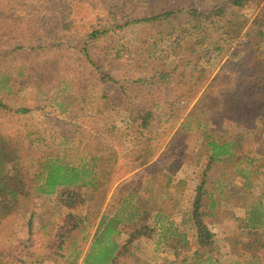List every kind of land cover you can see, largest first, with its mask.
<instances>
[{
	"label": "rangeland",
	"instance_id": "obj_1",
	"mask_svg": "<svg viewBox=\"0 0 264 264\" xmlns=\"http://www.w3.org/2000/svg\"><path fill=\"white\" fill-rule=\"evenodd\" d=\"M224 5L225 0H0V100L10 109L0 107V143L16 157L5 162V171L24 185L18 199L0 206L2 264H65V249L74 240L68 238L60 250L61 240L39 230L47 223L59 229L66 216L87 225V239L79 244L86 247L82 259L90 255L103 217L106 224L118 218L117 240L129 242L118 264H194L197 254L219 264H264V226H245L254 209L264 211V184L259 180L248 189L239 180L222 199L216 192L219 174L230 164L223 160L208 168L206 114L200 112L222 104V85L239 79L244 49H254L256 32L264 34V0L208 17ZM171 12L169 18L137 22ZM226 25L240 31L222 43ZM224 95L237 109L234 95ZM20 108L30 113H16ZM142 112L153 114L145 129ZM224 118L207 129L211 138L222 144L243 131L244 154L264 159V118L256 127L233 108ZM95 157L101 159L105 185L99 190L108 189L105 197L93 196L88 186L76 188L73 207H62L68 186L50 195L34 187L54 159L80 167ZM206 169L199 214L213 245L200 247L193 201ZM135 229L139 236L132 237ZM107 260L104 252L100 261Z\"/></svg>",
	"mask_w": 264,
	"mask_h": 264
},
{
	"label": "trees",
	"instance_id": "obj_2",
	"mask_svg": "<svg viewBox=\"0 0 264 264\" xmlns=\"http://www.w3.org/2000/svg\"><path fill=\"white\" fill-rule=\"evenodd\" d=\"M255 0H225V4L222 8L214 9L208 12V17L216 15L222 16L225 15L226 11L229 9H242L245 5L253 2ZM195 14L197 12L194 10ZM195 17H199L195 15ZM175 13H165L158 16L145 18L138 20L137 22L142 23H150L157 20H161L165 18H169L174 16ZM191 17V16H190ZM195 17H191L192 19H197ZM225 30L220 42H230L234 39L233 35L239 33L240 29H235L233 31L228 30L227 25L223 27ZM95 35V33H94ZM254 49L248 48L244 49L247 51L243 58L241 59V67L238 70V77L239 79L227 81V85L223 84L222 89L224 92H229V94H233L232 97L233 104H236L235 107L231 104L232 100H229V96H225L224 92L219 95V100L222 101V104L219 106H214V109L208 111H201L200 113L206 114L204 120V134L206 136L207 146L210 152L208 157V168H210L214 163L222 162L223 160H227L230 164L227 167V170L222 171L219 176L221 177L220 183L218 182L219 186L216 188V192L218 193L219 198H225L227 193H231V188L235 186L234 182L243 181L244 187L250 189L253 188L254 182L261 181L264 184V159L262 158H255L249 157L247 154H244L243 148L244 145L242 144V139H246L244 137V132L241 131L239 133H235L234 136L220 144L215 139H212L210 136V131L207 130L209 127H214L215 121H222L226 118V112L233 108V111L240 114L246 118V122L256 123L255 126L257 127L258 123L263 124L259 121L260 118H264L262 112L264 111V62L263 64L260 63L259 65L254 63L258 62L255 61L259 56L262 57L264 60V34L261 32H256L254 35ZM252 46V43L250 44ZM243 54H234L235 57H240ZM86 56L87 52H86ZM165 76V75H164ZM237 77V78H238ZM4 80V79H3ZM229 100L231 103H225ZM0 107L3 109H9L7 105H4L0 100ZM223 107V108H222ZM10 110V109H9ZM196 110V107L193 109ZM192 110V111H193ZM261 111V112H260ZM16 113L21 114H28L30 113V109L27 108H20L16 110ZM224 113V116H222ZM153 117V114L142 112L140 121H141V128L145 129L148 128L150 125V117ZM215 117V118H214ZM220 117V118H217ZM224 118V119H223ZM186 122V119H184ZM264 120V119H263ZM256 121V122H255ZM184 127V123L182 124ZM248 129L251 126H247ZM255 130V128H253ZM251 130V129H250ZM209 131V132H208ZM8 161V162H6ZM16 161V157L12 154L8 153L7 145L0 143V206H4L8 201L18 199L20 196V190H23V184L19 183L17 176H11L10 171H5V162L8 164L9 162ZM86 160L83 159L81 162L84 164ZM93 163L85 162L84 165L80 167L74 166L68 163L61 162L60 159H54L51 162H48L43 166V173L36 181V185L34 187L37 188L39 194L50 195L57 191L59 187H66L68 186L71 191L63 192L62 193V207H66L71 205L73 207V202L77 200V192L75 191L76 188L82 189L86 186L95 189L93 196L99 195L105 197L108 192V189L100 191V187H103L105 183L104 177L100 176L101 171L103 169L99 167L98 162L101 159L97 157L93 158ZM105 167V171H106ZM101 170V171H100ZM104 173V172H103ZM207 169L202 173L201 183L196 188V195L193 201V221L194 226L196 229V242L200 247H211L212 243V233L208 229V226L204 223L202 219V215L199 214V209L203 206V195L206 191H204V185L207 183L206 178ZM109 173L107 172V175ZM107 181V180H106ZM109 182V181H108ZM41 183V184H39ZM39 184V185H38ZM245 188V189H246ZM69 190V189H68ZM209 195L213 196V193ZM216 207V203L212 202V209ZM148 208V207H146ZM147 211V209H145ZM262 213V215H260ZM251 220L248 221V224L245 225L249 230H254L258 228H263L264 220V211H260L258 209H254L252 211ZM66 220L62 223L59 229L54 225L52 227V233L54 234L55 238L59 241V249L63 250L64 244L67 243L66 240L71 238L74 240V246H79V244L85 243L87 239V228L86 223L84 226L80 227L79 223H71L69 221L70 217L66 216ZM86 220H89V217H86ZM117 222L115 221V224ZM112 227L111 225L107 226L106 230L102 231L101 227L105 226L104 218L102 217L97 232L95 233V238L93 242V246L91 247L90 255L87 258V261L84 264H118L124 255V250L127 249L129 242L126 243L124 247L121 248L120 253L115 257L114 253L118 249V245L110 240L112 234L116 231L117 225ZM138 230H134L132 237L136 235L139 236ZM84 236L81 238V236ZM65 251L70 253L69 258H73V261L67 264H77L79 256L81 255L82 251H78L77 247L76 250L72 251L69 246L65 249ZM106 252L108 256L107 262H101L100 256ZM64 256V255H63ZM114 256V257H113ZM68 259V258H67ZM66 259V260H67ZM196 261L194 264H219L217 259H213L211 256L208 255L207 258H203L199 254L196 256ZM34 259L32 261L33 264H42L45 262L39 261ZM257 261H260L257 259ZM2 264V262H0ZM237 264H243L237 263Z\"/></svg>",
	"mask_w": 264,
	"mask_h": 264
},
{
	"label": "crops",
	"instance_id": "obj_3",
	"mask_svg": "<svg viewBox=\"0 0 264 264\" xmlns=\"http://www.w3.org/2000/svg\"><path fill=\"white\" fill-rule=\"evenodd\" d=\"M115 221L117 222L116 224H115ZM114 224H115V226L117 225V228H115L116 229V231L112 234V236L110 237V240L111 241H114L117 245H118V249L115 251V253H114V256L116 257L119 253H120V251H121V248L122 247H124L125 245H126V242H124V243H120L117 239L118 238H120L121 237V232H122V230H120V224H121V221L118 219V218H113V219H111V220H109V223L108 224H106L105 223V230H106V228H107V226H109V225H111L112 227H114ZM104 230V231H105ZM40 234L41 233H43V235L45 236V238H48V236L49 235H52L53 233H52V227L47 223V225H46V227H44V226H42L41 228H40ZM103 231V230H102ZM97 232V231H96ZM95 232V233H96ZM95 233H94V235H93V242H94V240H95V238H97V236L95 237ZM93 242H92V244H93ZM93 246V245H92ZM91 246V247H92ZM77 247V249H78V251H82L81 252V255L79 256V259H78V261H77V264H84L86 261H87V259H86V257H85V259H82V254H83V251H84V249L86 248L85 247V245H79V246H76ZM76 247L74 246V245H71V246H69V248L72 250V251H74V250H76ZM68 248V247H67ZM91 249L92 248H90V252H91ZM85 255H86V253H85ZM88 256L89 255H87V258H88ZM113 256V257H114ZM67 259V258H66ZM73 259H74V257L73 258H70L69 260L67 259L66 260V263L65 264H67V262L68 263H70V262H72L73 261ZM70 261V262H69Z\"/></svg>",
	"mask_w": 264,
	"mask_h": 264
}]
</instances>
